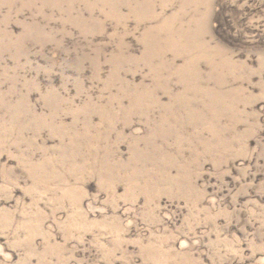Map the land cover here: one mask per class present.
<instances>
[{"label": "rangeland", "instance_id": "374dc122", "mask_svg": "<svg viewBox=\"0 0 264 264\" xmlns=\"http://www.w3.org/2000/svg\"><path fill=\"white\" fill-rule=\"evenodd\" d=\"M0 264H264V0H0Z\"/></svg>", "mask_w": 264, "mask_h": 264}]
</instances>
